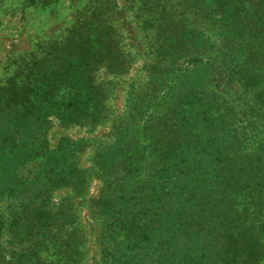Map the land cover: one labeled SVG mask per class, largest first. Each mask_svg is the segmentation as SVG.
<instances>
[{"label": "rangeland", "instance_id": "rangeland-1", "mask_svg": "<svg viewBox=\"0 0 264 264\" xmlns=\"http://www.w3.org/2000/svg\"><path fill=\"white\" fill-rule=\"evenodd\" d=\"M143 10L139 0H0L1 86L16 76L20 81L47 74L55 59L74 51L77 27L83 28V36L111 29L110 40L118 45L113 54L100 55L111 70L103 67L92 74L96 91L87 119L66 126L51 118L45 137L50 150L64 139L77 143L73 160L81 185L56 191L39 208L2 197L0 264H102V249L122 242L128 227L121 221L134 214L130 205L139 211L147 207L155 223L169 229L168 234L158 233L157 245H168L165 237L175 229L186 232V245H222L210 241L215 238L210 223L216 217L209 214L218 200L213 178L222 189L221 178L230 187L235 185L232 179L241 176L237 214L245 223L260 219L255 187L263 177L261 168L239 171L242 163L258 156L264 160V49L248 36L251 25L246 24V34L240 37L237 25L219 30L221 24L208 12L189 18L192 40L201 39L205 47L202 59L222 121L212 132L214 127L187 114L191 119L183 123L186 137L183 140L180 132L176 140L175 128H165L162 122L173 105L169 88L174 77L160 86L163 72L154 64L159 42L154 32L143 31L148 18ZM119 64L128 70L115 75L122 71ZM253 65L258 66L255 76ZM75 83L73 78L66 82L59 95L63 103L70 101ZM117 139L121 158L104 159ZM34 162L19 176L26 178L36 168L38 160ZM174 202L181 210L175 223L165 218ZM197 212L200 224L190 218L183 226Z\"/></svg>", "mask_w": 264, "mask_h": 264}, {"label": "trees", "instance_id": "trees-1", "mask_svg": "<svg viewBox=\"0 0 264 264\" xmlns=\"http://www.w3.org/2000/svg\"><path fill=\"white\" fill-rule=\"evenodd\" d=\"M139 3L146 8L142 14L148 17L142 23L143 31L154 32L158 38L154 64L158 71L163 72L160 86L163 88L170 77H174L173 86L169 88L173 105L166 110L162 120L164 127L171 130L174 127L176 140L180 132L184 140L188 128L183 123L190 124L191 118L187 114H194L196 121L205 122L214 127L212 132H216L220 128L218 122L222 121V114L217 107L216 95L211 90L208 65L202 59L205 47L201 39L192 40V30L187 22L190 17L201 18L204 12H208L215 23L221 24L219 30H224L225 25H237L240 37L245 36L246 24L248 26L249 23L251 29L248 27V36L256 40L259 49H264V0H139ZM238 25H243V29L240 30ZM82 29L76 28L74 51L55 59L48 66L47 74L20 81L16 76L4 86L0 85V199L6 197L19 206L39 208V204L50 200L56 191L68 188L76 190L81 185L80 173L73 160L77 143L64 139L50 150L45 137L51 118L66 126L87 119L96 91L92 74L103 67L111 70V66L105 65L100 56L104 52L113 54L114 49H118V45L110 40L108 32L111 29L105 30L103 27L101 31L96 29L97 34L88 33L85 36ZM104 38L107 41L101 42ZM94 43L99 44L100 48H95ZM118 67L122 71H115V75L128 70L124 69L123 64ZM252 71V76L257 75L258 66L253 65ZM72 78L76 83L73 92L70 90V101L63 103L59 95ZM168 123L173 125L169 127ZM116 143L104 154V159L116 162L121 158L122 155L117 153V150H121V139H117ZM36 159V168L26 178L20 177V171L35 163ZM257 168H261L263 174L255 187L259 192L257 198L261 202V210L257 212L260 219L251 222L241 221L237 214L241 198V189L237 186L241 176L234 177L235 185L230 187H225V178H221L222 189L213 178L214 195L218 200L217 206L209 214L210 218L216 217V222L210 223L215 234L210 241L222 245H186V232L183 229H175L165 237L169 239L165 247L157 245L160 239L156 238L163 230L162 222L156 224L154 213L147 207L139 211V207L130 205L129 209L134 214L121 221L128 227L123 230L122 242L112 249H102V264H264V160L258 156L255 161L242 163L239 171L253 172ZM233 191L237 195L233 196ZM180 211L174 202L165 218L175 223L174 217ZM187 218L183 226L189 225L190 218L196 219L198 224L202 220L199 212ZM162 232L168 234L169 229ZM203 239L204 243L209 241L205 237Z\"/></svg>", "mask_w": 264, "mask_h": 264}]
</instances>
